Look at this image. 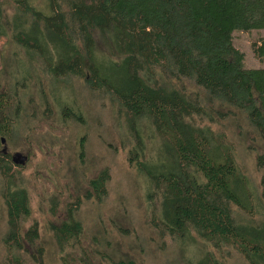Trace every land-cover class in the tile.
I'll list each match as a JSON object with an SVG mask.
<instances>
[{
    "label": "trees",
    "instance_id": "1",
    "mask_svg": "<svg viewBox=\"0 0 264 264\" xmlns=\"http://www.w3.org/2000/svg\"><path fill=\"white\" fill-rule=\"evenodd\" d=\"M48 8L44 15L27 0H0L7 52L0 60V142L23 134L29 88L44 115L55 105L65 128L84 124V101L106 103L123 134L125 162L144 180L145 201L158 203L151 222L157 234L188 241L192 252L201 242L193 264H223L211 249L264 264L262 196L230 142L210 129L235 125L241 138L251 134L248 151L264 146V68L244 69L231 36L264 30V0H48ZM252 53L263 62L262 46ZM149 138L157 143L153 159L143 152ZM83 142L77 140L78 157ZM255 160L263 167V156ZM108 182L104 168L67 204L64 219L47 225L59 252L80 247L74 213L82 200L102 203ZM0 201L3 246L39 261L23 175L8 154H0Z\"/></svg>",
    "mask_w": 264,
    "mask_h": 264
},
{
    "label": "rangeland",
    "instance_id": "2",
    "mask_svg": "<svg viewBox=\"0 0 264 264\" xmlns=\"http://www.w3.org/2000/svg\"><path fill=\"white\" fill-rule=\"evenodd\" d=\"M27 1L44 15L49 14L48 0ZM231 36L232 46L243 55L244 69H263L264 56L263 62L258 63L252 46H262L264 50V30L233 32ZM4 45L5 39L0 38V60L1 54L7 53L2 51ZM29 92L32 103L23 106V134L1 141L0 154H8L13 170L23 175L29 220L37 224V245L42 247V254L35 262L23 252L3 246L4 212L0 201V264H111L112 260L193 264L202 256L201 242L196 243L201 250L192 252L195 248L188 241L161 238L151 226L158 216V203L145 201L144 180L125 162V150L119 147L123 134L115 129L106 103L84 101L85 105L79 108L84 124L65 128L58 121L55 105H49L50 112L44 115V106L38 101L40 95L30 88ZM84 95H78L80 102ZM48 100L54 103L53 97ZM210 129L230 142L237 166L251 179L264 204V165L257 166L255 160L257 155L264 159V146L255 145V151H248L251 134L241 138L235 125L223 122ZM80 137H84L83 153L78 157ZM156 147L155 140L144 139L145 158L153 159ZM104 168L109 174L105 199L100 204L82 200L74 213L82 225L80 247L59 252L47 225L63 220L67 204L82 198L86 182ZM52 202L56 203L53 215L49 211ZM211 250L223 264H247L237 256Z\"/></svg>",
    "mask_w": 264,
    "mask_h": 264
}]
</instances>
